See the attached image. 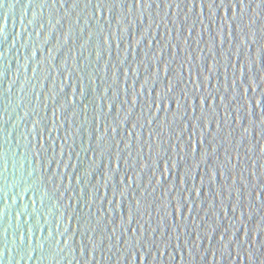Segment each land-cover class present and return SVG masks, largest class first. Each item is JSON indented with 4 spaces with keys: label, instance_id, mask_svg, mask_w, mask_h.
<instances>
[{
    "label": "water",
    "instance_id": "water-1",
    "mask_svg": "<svg viewBox=\"0 0 264 264\" xmlns=\"http://www.w3.org/2000/svg\"><path fill=\"white\" fill-rule=\"evenodd\" d=\"M134 3L0 2V264H264V15Z\"/></svg>",
    "mask_w": 264,
    "mask_h": 264
},
{
    "label": "snow or ice",
    "instance_id": "snow-or-ice-1",
    "mask_svg": "<svg viewBox=\"0 0 264 264\" xmlns=\"http://www.w3.org/2000/svg\"><path fill=\"white\" fill-rule=\"evenodd\" d=\"M0 2H2V0H0ZM46 2V0H45ZM75 2L78 4L79 0H75ZM106 2V0H99L100 4H104ZM107 2H111L113 5H115L116 3L121 2V0H107ZM207 0H202V3H206ZM221 3H224V0H220ZM260 14L264 15V0H256ZM88 3L91 4L92 0H88ZM253 3V0H235V4H236V8H235V15H233L232 19L235 21L237 19V15H236V9L239 8L241 13H245L246 11H248L249 9H251V16L254 18L255 16V9H253L251 7ZM55 4V3H53ZM139 5L140 7H143L147 4L149 7H151V3H149V0H143V3H141V0H135V3L133 4V8L136 7V5ZM211 4L215 5L216 4V0H211ZM247 4L248 7L245 8L244 5ZM256 23L255 19H251L249 20V25L247 26L248 29H250L252 27V25H254ZM245 27V26H244ZM252 36H255V33L252 32L251 33ZM248 37H249V31H248ZM65 43H67V39H65ZM244 44V42H243ZM243 46V45H242ZM98 55H100V53H98ZM260 56H261V62L262 60H264V47L261 48V52H260ZM251 89V86L250 88ZM248 89V90H249ZM169 92L172 91L171 88L168 89ZM244 95H247V90L244 93ZM209 97H205V100H207ZM183 99L186 101L187 100V96L184 95ZM226 99V97H225ZM179 107H183V105L179 104L178 102V108ZM253 107H261L264 108V91L261 92V101L257 102L256 104L253 105ZM200 120H202L203 118H198ZM262 127H261V134L264 135V120L261 121ZM190 127H195V125H190ZM244 131L246 132L247 129H244ZM251 175H255V172H253ZM261 193H264V190H262ZM67 231V229H66ZM13 244H15V242H13ZM16 246V245H15ZM68 245L65 243V247H67ZM19 249L20 251H26V249L24 248V239L22 238L20 243H19ZM64 248H60L59 252H63ZM130 251V250H129ZM131 252V251H130ZM128 253H125V257L127 256ZM57 255V252H56ZM81 255H83V249L81 250ZM0 257H3V252H0ZM23 258V257H21ZM56 257L54 256L53 259H55ZM29 259H31V256H29Z\"/></svg>",
    "mask_w": 264,
    "mask_h": 264
}]
</instances>
